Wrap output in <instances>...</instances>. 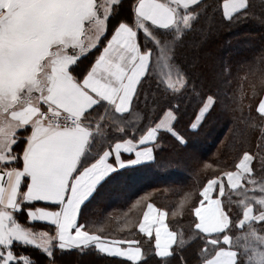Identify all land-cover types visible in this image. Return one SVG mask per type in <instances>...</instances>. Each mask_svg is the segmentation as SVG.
<instances>
[{
  "label": "snow or ice",
  "instance_id": "1",
  "mask_svg": "<svg viewBox=\"0 0 264 264\" xmlns=\"http://www.w3.org/2000/svg\"><path fill=\"white\" fill-rule=\"evenodd\" d=\"M117 3L0 0V264H31L16 251L20 246H34L48 257L55 256V249L94 248L123 258L121 264L142 260L137 241L106 236L102 228L90 231L79 216L104 185L156 163L154 145L161 130L186 143L175 130L171 108L161 109L155 126L138 138L140 129L130 134L128 120L149 71L172 96L189 90L191 78L175 54L198 23L199 3L136 0L132 18L110 26ZM246 7V0H222L223 18L231 23ZM94 51L98 55L90 67L78 73L81 60ZM191 90L196 92L195 84ZM197 95L191 128L198 130L219 97ZM256 112L243 122L258 131V147L264 149V99ZM21 144L22 151L15 152L14 146ZM260 158L264 161V151ZM254 160L250 150L242 149L233 169L213 175L200 190L190 237L203 241L199 264H264V235L254 226L264 224V178L254 176ZM226 191L229 200L231 194L239 197L242 217L235 223L222 199ZM37 202L45 206L33 207ZM189 202L191 194L186 193L181 209ZM25 212L29 223L53 225L55 234L23 226L17 214ZM164 218L163 210L148 203L138 228L148 236L155 228V256L168 264L173 245L182 246L185 239L182 232L164 227ZM233 227L242 230L235 240L229 234Z\"/></svg>",
  "mask_w": 264,
  "mask_h": 264
},
{
  "label": "trees",
  "instance_id": "2",
  "mask_svg": "<svg viewBox=\"0 0 264 264\" xmlns=\"http://www.w3.org/2000/svg\"><path fill=\"white\" fill-rule=\"evenodd\" d=\"M198 3V23L183 37L175 54L176 62L191 78L189 90L172 96L164 91L158 78L149 71L139 87V96L128 120L133 125L129 129L130 134L140 129L136 132L138 138L163 115L161 109L171 108L176 116L175 130L185 138L186 143H180L165 131L158 133L154 151L156 163L149 167H137L134 171L123 173V179L117 177L104 185L82 206L79 216V222L87 224L89 230L91 225L101 224L94 222L101 221L109 213L108 202L112 198L110 195L105 197L106 192L121 195L117 201H112L111 209L117 212L126 209L129 200L136 194H149L147 202L160 208L166 207L170 229L184 234V245H173L174 251L168 258V264H199L203 241L190 239L195 234L192 208L200 201L199 192L207 179L219 175L220 171L233 169L242 149H248L254 155L264 151L258 147V131L248 129L243 122L258 115L256 108L264 94V0H246V10H241L239 17L231 23L223 18L222 0H200ZM135 4L136 0H120L113 7L110 26L131 19ZM96 55L98 53L94 51L92 56L82 59L76 71L86 72ZM192 84H195L196 92L191 90ZM197 93H213L219 97L216 108L199 123L198 130L191 128L198 113ZM22 146H14V151L21 152ZM205 164H212L213 167L205 169ZM255 169L258 177H264V161L260 159ZM181 174L185 176L179 178ZM126 189L131 192L126 194ZM186 193L191 194V202L181 209L180 198ZM222 199L233 222H237L242 217V209L237 203L239 197L231 194L229 200V192L226 191ZM34 206L45 205L37 202ZM169 209L174 211L171 215ZM17 219L32 228L54 231L53 225L29 223L26 212L17 214ZM254 226L261 235L264 234V224L254 222ZM241 231L233 227L229 234L235 240ZM103 234L137 241L142 249L140 264H161V258L155 256L153 239L142 235L137 230V224L132 229H103ZM16 251L28 256L31 264H50L52 259L55 264H121L122 261V258L100 254L94 248L84 252L55 249L54 257H48L34 246H20Z\"/></svg>",
  "mask_w": 264,
  "mask_h": 264
},
{
  "label": "rangeland",
  "instance_id": "3",
  "mask_svg": "<svg viewBox=\"0 0 264 264\" xmlns=\"http://www.w3.org/2000/svg\"><path fill=\"white\" fill-rule=\"evenodd\" d=\"M119 1L120 0H118V3H119ZM105 2H106V0H98V3H105ZM261 99H264V94H263V96H262ZM260 159H261L260 158V154H255V160H254V176L257 179L264 178V177H258L257 174H256L255 164L258 166V161ZM183 176H185V175L181 174L179 176V178H181ZM124 192L126 194H129L131 191H130V189H126V191H124ZM257 194H258V192H257ZM108 195H110V198H112V201H114V202L117 201L121 197L120 194H113V195H111L108 192H106V196L105 197H107ZM130 196H134V195L131 194ZM149 199H150V195L149 194H143V195H137L136 194V196H134V198H132L131 200H129V203H128L129 205L127 206V208L124 209L123 211H119V212L111 209V206L113 205V202L112 201L108 202V210H109V213L106 214V215H104L103 216V219L101 221L94 222V223H101V224H98V225H96L94 227L91 225V227L89 228V230L90 231H95L96 229L102 228V229H106V230L109 231L110 229H115V230L116 229L117 230L120 229V230H123V229H132V228H134L136 226V224L139 223V220L141 218V215L143 214V211H144V207L147 204V200H149ZM180 199H182V198H180ZM174 200H178V198H175ZM156 207L159 208V209H161V210H163V211H165V213H166V224H167L168 228L170 229L169 224H168V221H167V215L168 214H167V211H166L167 210L166 207L165 206H162L165 209L162 208V207L160 208L158 206H156ZM240 209H242V208L240 207ZM168 211H170L169 212L170 215L172 214L171 212H174L173 209H169ZM18 222H19V220H18ZM19 223H21V222H19ZM21 224L23 226L32 228L31 226L27 225L26 223H21ZM125 225H129V227H124ZM32 229L34 231H47V230H43V229H36L34 227ZM171 231H173V230H171ZM49 233H50V235H54L55 234L54 231H51ZM178 233H181V232H178ZM240 234H238V235H240ZM262 235H264V234H262Z\"/></svg>",
  "mask_w": 264,
  "mask_h": 264
},
{
  "label": "crops",
  "instance_id": "4",
  "mask_svg": "<svg viewBox=\"0 0 264 264\" xmlns=\"http://www.w3.org/2000/svg\"><path fill=\"white\" fill-rule=\"evenodd\" d=\"M200 0H198V2H199ZM100 111V114L101 115H103L104 114V110L103 109H100L99 110ZM99 117L98 116H94V119H98ZM158 122V121H157ZM195 122V121H194ZM200 122H198V124H199ZM155 126V125H154ZM161 131H163V130H161ZM151 146V145H150ZM22 148H23V146H22ZM154 148H155V145H154ZM21 151H22V149H21ZM125 155H127V154H125ZM225 183H227V181L225 180ZM216 194H218V192L217 193H214V196L216 195ZM200 199H202V198H200ZM41 203H43V202H41ZM148 203H151V202H147V204ZM147 204L145 205V207H144V211L145 210H147ZM153 204V203H152ZM199 205V202H198V204H197V206ZM153 206L155 207V208H157L154 204H153ZM34 207H43V206H34ZM157 209H159V208H157ZM161 210V209H160ZM144 211H143V213H144ZM165 212V211H164ZM141 219H143V214L141 215V218H140V220ZM140 220H139V222H140ZM29 222V221H28ZM39 223H41V222H39ZM139 224V223H138ZM138 224H137V230L139 231V228H138ZM164 227H166L169 231H171L169 228H168V226H167V224H166V213H165V218H164ZM54 232H55V227H54ZM140 232V231H139ZM141 233V232H140ZM142 235H144V236H146V237H148V238H152L153 239V244H155V228H153V231H152V235L151 236H148V235H146V234H144V233H141ZM155 250V249H154ZM123 259V258H122Z\"/></svg>",
  "mask_w": 264,
  "mask_h": 264
}]
</instances>
